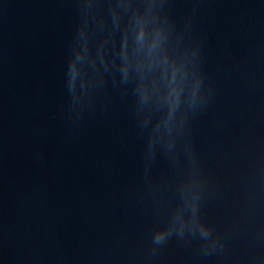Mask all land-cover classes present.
<instances>
[{"label": "water", "instance_id": "1", "mask_svg": "<svg viewBox=\"0 0 264 264\" xmlns=\"http://www.w3.org/2000/svg\"><path fill=\"white\" fill-rule=\"evenodd\" d=\"M0 264H264V0H0Z\"/></svg>", "mask_w": 264, "mask_h": 264}, {"label": "clouds", "instance_id": "2", "mask_svg": "<svg viewBox=\"0 0 264 264\" xmlns=\"http://www.w3.org/2000/svg\"><path fill=\"white\" fill-rule=\"evenodd\" d=\"M117 15L118 14L115 11H113L114 19L117 18ZM130 24H131V30L133 31V33L135 35V39H136L137 44L141 48H146V50H147L148 57H149L148 67H149V69H151V67L154 66V61H153V57H152V49L149 48V42L152 40L153 37L163 36L165 38V33H164L163 29L157 27L153 30V32L151 34V38L149 39L148 34L146 32V28H145V19L141 14L136 13V12H133V14L131 16ZM86 56H87V49L85 47V50L83 52H79V51L77 52L76 59L70 63V66H69V82H70V85L74 86L77 77H81V80L83 83V75H84L86 70L82 67V65L84 62V58ZM125 60H127L126 56H125ZM137 66L142 67V65L139 62H138ZM124 70H125V72L127 71V63L125 64ZM172 83L175 85V80H173ZM168 96H169L170 102H174L176 100V98L178 97V88L176 87V85L171 90L169 88ZM163 239H164L163 234H157L155 236V240L157 243L161 242Z\"/></svg>", "mask_w": 264, "mask_h": 264}]
</instances>
